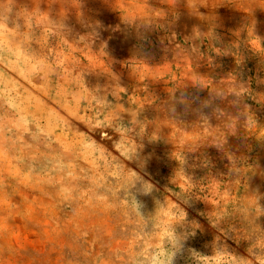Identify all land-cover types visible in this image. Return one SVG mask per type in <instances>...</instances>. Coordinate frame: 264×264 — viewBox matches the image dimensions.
<instances>
[{"label": "rangeland", "instance_id": "rangeland-1", "mask_svg": "<svg viewBox=\"0 0 264 264\" xmlns=\"http://www.w3.org/2000/svg\"><path fill=\"white\" fill-rule=\"evenodd\" d=\"M168 252L264 264V0H0V264Z\"/></svg>", "mask_w": 264, "mask_h": 264}, {"label": "clouds", "instance_id": "clouds-1", "mask_svg": "<svg viewBox=\"0 0 264 264\" xmlns=\"http://www.w3.org/2000/svg\"><path fill=\"white\" fill-rule=\"evenodd\" d=\"M177 254L174 252L158 253L157 256L152 258V264H175Z\"/></svg>", "mask_w": 264, "mask_h": 264}, {"label": "trees", "instance_id": "trees-1", "mask_svg": "<svg viewBox=\"0 0 264 264\" xmlns=\"http://www.w3.org/2000/svg\"><path fill=\"white\" fill-rule=\"evenodd\" d=\"M220 62H221V63H226L227 60L223 59L222 61L220 60ZM248 66L251 67L250 74H251V75H255L256 72H255V67L253 66V64H249ZM251 82H252V88H253L254 90L259 89V85L256 84L255 79H252Z\"/></svg>", "mask_w": 264, "mask_h": 264}]
</instances>
